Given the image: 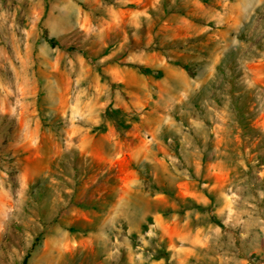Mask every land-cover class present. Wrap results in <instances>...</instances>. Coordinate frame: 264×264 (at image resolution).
<instances>
[{"label":"rangeland","instance_id":"obj_1","mask_svg":"<svg viewBox=\"0 0 264 264\" xmlns=\"http://www.w3.org/2000/svg\"><path fill=\"white\" fill-rule=\"evenodd\" d=\"M0 264H264V0H0Z\"/></svg>","mask_w":264,"mask_h":264},{"label":"trees","instance_id":"obj_2","mask_svg":"<svg viewBox=\"0 0 264 264\" xmlns=\"http://www.w3.org/2000/svg\"><path fill=\"white\" fill-rule=\"evenodd\" d=\"M48 40H49V42H51V43H55V39H54V38H48ZM140 70H141V69H140ZM163 192L166 193V194L171 195V192H169V191H167V190H163ZM161 254H162V253H161Z\"/></svg>","mask_w":264,"mask_h":264}]
</instances>
